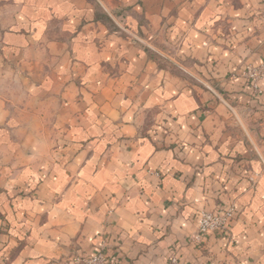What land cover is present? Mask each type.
<instances>
[{
    "label": "crops",
    "instance_id": "1",
    "mask_svg": "<svg viewBox=\"0 0 264 264\" xmlns=\"http://www.w3.org/2000/svg\"><path fill=\"white\" fill-rule=\"evenodd\" d=\"M255 11L0 0V264H264V80L242 75L264 61ZM191 63L225 93L182 77ZM231 204L228 234L193 239L200 210Z\"/></svg>",
    "mask_w": 264,
    "mask_h": 264
},
{
    "label": "built area",
    "instance_id": "2",
    "mask_svg": "<svg viewBox=\"0 0 264 264\" xmlns=\"http://www.w3.org/2000/svg\"><path fill=\"white\" fill-rule=\"evenodd\" d=\"M243 77L248 79L255 91L260 90V82L264 80V61L258 65L248 64L242 71ZM235 204L229 205L221 212L202 209L198 215V230L193 239L201 242L203 238L211 232L228 234L235 218ZM78 264H117L112 263L105 251H98L89 257H76ZM168 264H180V258L176 253L170 256Z\"/></svg>",
    "mask_w": 264,
    "mask_h": 264
},
{
    "label": "rangeland",
    "instance_id": "3",
    "mask_svg": "<svg viewBox=\"0 0 264 264\" xmlns=\"http://www.w3.org/2000/svg\"><path fill=\"white\" fill-rule=\"evenodd\" d=\"M250 1L252 2L254 8L256 9L254 16L257 17V18L260 17L261 20L264 21V0H250ZM249 8L250 9H253L251 6H249ZM254 16L252 17V14H250V15H246V18L250 22V21H252V18H253V21L255 20L254 19ZM226 21L227 20H224V24H221L220 27H219V29H221V31H222L223 34L230 33L231 32V29L232 30H235L234 28H232V26L227 25V22ZM244 36H246V38H249L250 37L248 34H245V32H244ZM237 38H238V35H236V39ZM232 39H233V37H232ZM164 52H166V51H164ZM172 52L174 53V51H167L168 57L166 55H162L165 60H168V62H169V68L172 67V66H174V65H171L170 64V62H171L170 56H172ZM186 60L184 59L182 61L186 62ZM188 61H190V60H188ZM246 65H248V64H245V66ZM194 67H195V65L193 63L191 66H187V68H188L187 70L184 69L182 66L181 67H176V68L179 69L180 74H181L182 77H184L185 79L187 77H189V79L191 80L190 82L192 84H194V85H196L198 87L205 88V90H209L211 93H216V94L217 93H225L224 91L218 89V87H216L214 84H212L210 82H206L205 79L203 80V78L199 77L195 73V70L193 69ZM190 70H192V72H190Z\"/></svg>",
    "mask_w": 264,
    "mask_h": 264
}]
</instances>
